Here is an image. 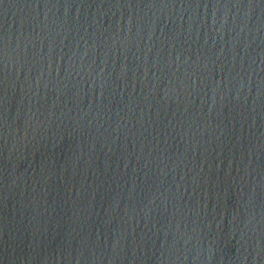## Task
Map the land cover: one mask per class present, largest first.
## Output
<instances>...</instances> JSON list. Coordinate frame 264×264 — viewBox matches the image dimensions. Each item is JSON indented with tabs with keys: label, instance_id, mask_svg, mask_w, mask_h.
I'll use <instances>...</instances> for the list:
<instances>
[{
	"label": "water",
	"instance_id": "water-1",
	"mask_svg": "<svg viewBox=\"0 0 264 264\" xmlns=\"http://www.w3.org/2000/svg\"><path fill=\"white\" fill-rule=\"evenodd\" d=\"M0 264H264V0H0Z\"/></svg>",
	"mask_w": 264,
	"mask_h": 264
}]
</instances>
